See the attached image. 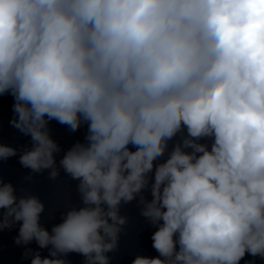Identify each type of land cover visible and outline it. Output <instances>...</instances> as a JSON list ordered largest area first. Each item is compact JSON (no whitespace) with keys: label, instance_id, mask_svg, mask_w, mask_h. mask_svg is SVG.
<instances>
[{"label":"clouds","instance_id":"obj_1","mask_svg":"<svg viewBox=\"0 0 264 264\" xmlns=\"http://www.w3.org/2000/svg\"><path fill=\"white\" fill-rule=\"evenodd\" d=\"M4 94L11 126L31 138L19 163L53 180L62 168L84 205L49 232L40 199L0 178V230L22 222L16 244L49 249L31 264H69V253L110 264L120 205L137 196L159 256L132 264L264 259V0H0ZM52 120L87 124L59 167ZM17 155L0 144V161Z\"/></svg>","mask_w":264,"mask_h":264}]
</instances>
